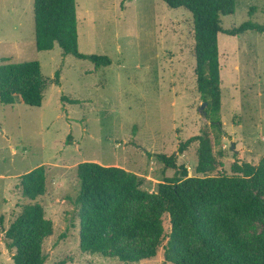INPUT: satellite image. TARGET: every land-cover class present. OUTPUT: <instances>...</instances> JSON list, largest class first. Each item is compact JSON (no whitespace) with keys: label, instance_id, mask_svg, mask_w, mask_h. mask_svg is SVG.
Instances as JSON below:
<instances>
[{"label":"rangeland","instance_id":"1","mask_svg":"<svg viewBox=\"0 0 264 264\" xmlns=\"http://www.w3.org/2000/svg\"><path fill=\"white\" fill-rule=\"evenodd\" d=\"M76 6L80 52L107 56L109 66L97 69L64 56L58 44L38 50L34 0H0V66L38 61L46 81L39 107L18 98L0 102V264H13L4 232L29 203H41L53 222V234L42 243L45 264H169L161 247L138 262L80 248L77 166L121 167L143 177L141 187L152 193L175 174L156 158L159 153L175 154L189 176H202L196 172L198 143L177 151L207 122L199 111L192 14L162 0H76ZM248 21L264 24V0H236L220 25L232 30ZM219 51L227 155L212 173L234 174L235 154L253 164L264 157V33L221 32ZM40 165L47 191L28 199L19 177ZM162 218L168 229V214ZM245 231L264 233V222Z\"/></svg>","mask_w":264,"mask_h":264},{"label":"trees","instance_id":"2","mask_svg":"<svg viewBox=\"0 0 264 264\" xmlns=\"http://www.w3.org/2000/svg\"><path fill=\"white\" fill-rule=\"evenodd\" d=\"M162 1L192 14L194 71L200 99L207 102V122L177 151L182 154L197 142L196 172L202 176H189L175 154L159 153L156 158L175 174L165 177L152 193L141 187L143 177L136 173L95 161L79 163L80 248L124 262L153 258L161 247L169 264H264V233L245 231L250 223L264 222V157L253 164L235 154L234 174L212 173L227 155L222 140L228 136L221 117L219 34L237 36L248 30L262 34L264 24L248 21L223 30L221 16L234 12L236 0ZM34 15L38 50H52L58 44L64 56L88 60L97 69L111 64L107 56L80 52L76 0H34ZM59 74L57 70V79ZM45 89L38 61L0 66L1 103L13 104L18 98L39 107ZM19 179L24 197L35 200L45 195L44 165ZM163 214L169 216L168 229ZM52 234L53 222L46 218L43 205H25L4 232L13 264H45L42 243Z\"/></svg>","mask_w":264,"mask_h":264},{"label":"water","instance_id":"3","mask_svg":"<svg viewBox=\"0 0 264 264\" xmlns=\"http://www.w3.org/2000/svg\"><path fill=\"white\" fill-rule=\"evenodd\" d=\"M207 106V102H202L200 108H199V111L200 113L202 114L203 118L206 119V111H205V108ZM234 144H232V150H234Z\"/></svg>","mask_w":264,"mask_h":264}]
</instances>
